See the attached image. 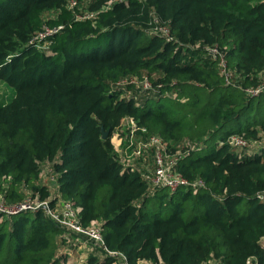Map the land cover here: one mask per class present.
Masks as SVG:
<instances>
[{
  "label": "trees",
  "instance_id": "trees-1",
  "mask_svg": "<svg viewBox=\"0 0 264 264\" xmlns=\"http://www.w3.org/2000/svg\"><path fill=\"white\" fill-rule=\"evenodd\" d=\"M106 1L88 2L93 25L75 20L66 0H0V83L14 91L0 104L3 202H73L81 226L101 222L105 247L127 264H264V144L244 156L251 151L228 143L264 139V93L242 89L264 80V0H131L101 10ZM43 25L63 26L48 51L28 43ZM156 25L169 37L150 33ZM131 78L147 79L149 94L122 95L118 83ZM129 118L136 132L132 146L120 135L122 151L158 137L181 151L177 170L204 187L151 190L123 166L111 139ZM0 218V264H62L64 231L43 210ZM101 251L88 264L117 261Z\"/></svg>",
  "mask_w": 264,
  "mask_h": 264
},
{
  "label": "built area",
  "instance_id": "built-area-1",
  "mask_svg": "<svg viewBox=\"0 0 264 264\" xmlns=\"http://www.w3.org/2000/svg\"><path fill=\"white\" fill-rule=\"evenodd\" d=\"M89 1L92 2V0H66L65 8L73 11L75 20H90L94 25L98 11L90 10L88 8ZM129 1L131 0H108L105 3L106 5L104 4L101 7V10H105L114 3L128 4ZM156 20V18L153 19L154 22H156ZM62 27V25L55 27L43 25L42 29L37 32L28 43L39 50L48 51L51 43V37L59 32ZM150 31L152 34H162V36L165 38L169 37L168 28L164 26L156 25L151 28ZM209 51H211L214 57L219 54L216 48H211ZM10 57L12 56H8L6 62H10ZM220 64L222 66L220 72L224 77L226 84H232L231 74L227 70L225 60L222 56ZM118 85L122 86L120 88L122 95L126 96L127 98H132L133 92H135L134 100L140 94H149L148 91L152 89V85L147 79L143 81H139L137 78H131V80L124 79L122 82H119ZM127 86H132L135 91L127 88ZM242 89L246 96L255 98L264 93V80H261L255 86L244 87ZM123 125H126V133L129 134L130 138L129 145L132 146V133L136 132V124L130 118L125 119L118 131H121V127ZM141 131L145 132L144 129H141ZM120 135L121 134L119 132L113 134L112 138L119 140V144L117 145L113 141L112 144L114 145L115 151L119 153L121 164L125 167H131L132 170L139 172L141 176L148 180L151 190L164 188L169 190V192L174 193L177 190L184 188L190 189L192 193H196L198 190L204 187V182L202 180L196 179L194 181H189L177 170L180 157L182 156L181 151L177 150L174 153L168 152L169 150L167 149V142L162 141L158 137L151 136L147 139V141H139L131 153L127 154L125 153L126 151H122L119 148V145L122 141ZM228 143L237 151L244 149L251 151V149L255 148V146L258 148L261 146V143L259 144L258 141V144L253 147L252 141L249 142L244 137L237 135L230 136ZM146 156H150L152 161V171L148 175L143 174L140 170L133 167L132 165V161L135 160L142 159L145 161ZM238 156L240 157L241 155L238 154ZM259 198L264 199L261 194L259 195ZM49 202V200H40L38 197H28L25 201L19 204L6 205L3 202V198L0 196V214L11 215L23 211L35 212L38 210H43L45 216L56 227H59L64 231L63 238L65 240V244L59 248L55 256V259L60 260L62 264H88L90 251L94 252V249L102 250L100 255L101 258L107 256L117 257L118 264H127L126 258L123 256V254L111 252L105 247L102 239L103 226L101 222L92 221L88 227H82L80 224L81 208L79 206L70 201L59 200L57 203H54L53 207H51ZM84 241L88 245L87 252L83 248ZM75 252L79 254L78 257H76ZM93 252L92 254H95ZM247 263L249 264L250 261ZM112 264L117 263L115 261ZM205 264L218 263H216L214 260H210Z\"/></svg>",
  "mask_w": 264,
  "mask_h": 264
},
{
  "label": "rangeland",
  "instance_id": "rangeland-1",
  "mask_svg": "<svg viewBox=\"0 0 264 264\" xmlns=\"http://www.w3.org/2000/svg\"><path fill=\"white\" fill-rule=\"evenodd\" d=\"M98 43L96 41H92L90 43V47H93L95 45H97ZM14 94V91L8 87L7 85H5L4 83H0V104L1 103H8L11 99H12V96ZM126 133V125H123L121 127V131H120V134H125ZM111 141H113L115 144H119V140H117L116 138H112ZM124 141V140H123ZM261 143H264V139L260 140L259 141V144ZM258 144L257 141H253V147ZM258 147L255 146V148L251 149V152L247 153V151L243 152L242 154H245L244 156H253L252 154L258 150L259 151V148L257 149ZM149 152V151H147ZM241 155V153H240ZM132 165L133 167L137 168L138 170H140L143 174H150L151 171H152V161H151V157L150 156H146V159L145 161H143L142 159H139V160H135V161H132ZM1 220V218H0ZM262 244H264V239H262ZM85 251L87 252L88 250V245L87 243L84 241V247ZM76 257L79 256L78 253H76ZM116 263L118 264V261H116ZM139 264H151L150 262H140Z\"/></svg>",
  "mask_w": 264,
  "mask_h": 264
},
{
  "label": "water",
  "instance_id": "water-1",
  "mask_svg": "<svg viewBox=\"0 0 264 264\" xmlns=\"http://www.w3.org/2000/svg\"><path fill=\"white\" fill-rule=\"evenodd\" d=\"M101 132H102V139H106V137L108 136V132L107 131H104L102 128H101Z\"/></svg>",
  "mask_w": 264,
  "mask_h": 264
},
{
  "label": "crops",
  "instance_id": "crops-1",
  "mask_svg": "<svg viewBox=\"0 0 264 264\" xmlns=\"http://www.w3.org/2000/svg\"><path fill=\"white\" fill-rule=\"evenodd\" d=\"M93 251H90V255L92 254Z\"/></svg>",
  "mask_w": 264,
  "mask_h": 264
}]
</instances>
